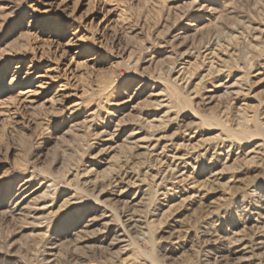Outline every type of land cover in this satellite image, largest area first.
<instances>
[{
    "label": "rangeland",
    "instance_id": "374dc122",
    "mask_svg": "<svg viewBox=\"0 0 264 264\" xmlns=\"http://www.w3.org/2000/svg\"><path fill=\"white\" fill-rule=\"evenodd\" d=\"M0 264H264V0H0Z\"/></svg>",
    "mask_w": 264,
    "mask_h": 264
},
{
    "label": "bare ground",
    "instance_id": "6f19581e",
    "mask_svg": "<svg viewBox=\"0 0 264 264\" xmlns=\"http://www.w3.org/2000/svg\"><path fill=\"white\" fill-rule=\"evenodd\" d=\"M245 251H246V248H243V249H242V252H245Z\"/></svg>",
    "mask_w": 264,
    "mask_h": 264
}]
</instances>
